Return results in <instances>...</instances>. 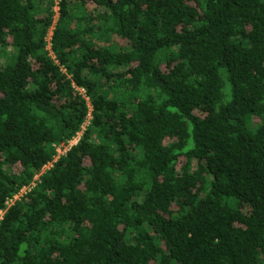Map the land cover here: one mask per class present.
Listing matches in <instances>:
<instances>
[{"label": "trees", "instance_id": "1", "mask_svg": "<svg viewBox=\"0 0 264 264\" xmlns=\"http://www.w3.org/2000/svg\"><path fill=\"white\" fill-rule=\"evenodd\" d=\"M57 6L0 0V264H264V0Z\"/></svg>", "mask_w": 264, "mask_h": 264}, {"label": "built area", "instance_id": "2", "mask_svg": "<svg viewBox=\"0 0 264 264\" xmlns=\"http://www.w3.org/2000/svg\"><path fill=\"white\" fill-rule=\"evenodd\" d=\"M57 2H58V0H54V7L53 8H54V10H55L56 13H57V9H58ZM55 16H56V14H55ZM46 40H47L46 47L49 49V47H50V32L47 33ZM75 138H77V136L74 137L73 139H75ZM71 141L72 140H70L69 142H71ZM66 147L67 146H65L63 148H66ZM61 149H62L61 147H58V146L56 147V154H55L53 160L56 159L60 154L64 153V152L60 153L61 152ZM50 165H51V162H48V163H46V164L43 165L42 169H45V168L49 167ZM36 176L37 175H35V177ZM26 189H27V187H22L17 193H15L13 196H11L10 198H8L6 200V202H5L6 205H9L10 203H12L14 199H17L23 192H25ZM2 212H3V210L0 209V217L2 215Z\"/></svg>", "mask_w": 264, "mask_h": 264}, {"label": "rangeland", "instance_id": "3", "mask_svg": "<svg viewBox=\"0 0 264 264\" xmlns=\"http://www.w3.org/2000/svg\"><path fill=\"white\" fill-rule=\"evenodd\" d=\"M90 7L92 8V6H90ZM76 140H77V138H75V139H72V141H71V142H68V145H67V147H68L69 145H71L72 143L76 142ZM67 147H66V148H67ZM66 148H62L60 153L64 152Z\"/></svg>", "mask_w": 264, "mask_h": 264}]
</instances>
